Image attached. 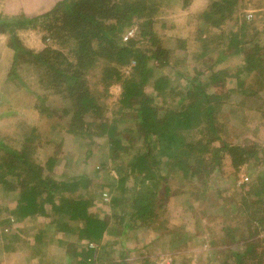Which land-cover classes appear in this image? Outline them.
Returning <instances> with one entry per match:
<instances>
[{"label": "trees", "instance_id": "trees-1", "mask_svg": "<svg viewBox=\"0 0 264 264\" xmlns=\"http://www.w3.org/2000/svg\"><path fill=\"white\" fill-rule=\"evenodd\" d=\"M188 1L181 0L178 8L160 0H55L28 19L32 26L39 24L46 29L59 44L58 48L47 46L37 52L15 48V57L21 51L40 71L38 89L61 102L56 107H35L44 115L59 112V117H67L64 126L56 123L55 127L86 146L85 158H92L94 151L99 156L90 178L85 173L67 176L56 168L59 161L53 157L43 165L31 160V147L26 144L31 141L33 127L28 128L19 149L0 139V151L8 154L0 155V191L6 198L0 214L3 210L8 214L0 218V231L12 218L21 223L39 216L44 220L38 223L45 224L55 215L49 225L63 236L59 240L66 246L69 264H128L127 246L135 239L131 238L133 230H160L162 238L169 234L165 228L167 207L182 211L184 203L185 210L195 216L216 207L209 189L224 160L233 169L255 166L259 170L241 186H246L243 194L226 198L229 202L213 191L221 200L217 211L247 215L256 227L264 223L261 143L247 140L236 144L222 138L230 128L236 131L242 116L249 112L256 126L249 122L240 133L254 135L252 126L257 128L259 139L264 138V23L256 24L264 17V10L247 20L235 14L238 0H212L195 16L198 24L189 40L176 38L166 43L157 38L154 14L173 7L182 10ZM230 20L233 24L228 27L225 24ZM13 24L22 26L25 22L16 20ZM132 27L133 35L123 41V33ZM174 51L172 69L182 67L174 70V79L162 72L153 76L145 68L149 58L163 66L169 64ZM237 57L242 63L235 71L229 65L218 67ZM125 59L134 60V65L132 74L121 78L116 65ZM100 82L104 91L113 83L120 84L118 107L110 114L97 94ZM149 83L151 92L146 88ZM174 95L175 107L159 105L158 100L167 101ZM56 174L65 178L56 180ZM104 194L106 201L102 200ZM226 228L228 232L237 230L231 225ZM238 230V237L231 240L234 244L247 236ZM195 232L193 228L174 231L171 241L180 245L182 240L194 238ZM39 236L35 233L34 239ZM219 242L226 241L221 238ZM236 247L213 251L218 264H264L250 243Z\"/></svg>", "mask_w": 264, "mask_h": 264}, {"label": "rangeland", "instance_id": "rangeland-1", "mask_svg": "<svg viewBox=\"0 0 264 264\" xmlns=\"http://www.w3.org/2000/svg\"><path fill=\"white\" fill-rule=\"evenodd\" d=\"M54 1L0 0V139L9 147L19 149L20 145L24 144L23 137L25 138L30 132V127H33L30 137L31 141L26 144L31 147V151H28L29 154L31 153V160L43 165L49 157H53L59 161L55 165L56 168L61 172L63 169L67 176L85 173V176L90 178L93 176L94 164L98 160L99 152L94 151L92 158H85L86 146L77 144L71 135L64 131L60 132V128L58 126L55 127L56 123L64 126L68 121L67 117H59V112L50 116L39 113L38 108L35 107L36 105L46 104L56 107L57 104L60 106L61 102L56 96H52V93L38 89L37 82H39L40 71L38 69L36 71V68L27 62L25 54L20 51L15 57L17 52L15 48L19 46L32 52L40 51L47 46L59 47V44L52 41L49 32L41 25L32 26L31 23H28L29 18L35 14H41ZM160 1L169 2V4H174L178 8L179 5H182L181 0ZM210 1L212 0H189L186 8L182 10L173 7L172 10L168 9L167 12L155 13L153 29L156 37L160 38V40L165 39L166 43L176 38L189 40L194 35L198 24L195 16L201 14ZM262 5H264V0H238L235 14L238 18L245 16L247 20H251L254 14L264 10ZM16 20L25 22V24L15 26L13 22H16ZM4 22H8L7 26H2ZM263 23L264 17L256 22L258 25ZM231 24L233 22L230 20L225 25L229 27ZM134 31L135 27L128 28L123 33L122 40H128ZM167 46L170 47L169 44ZM174 53L175 51L169 56V64L163 66L156 60L149 58L145 60V68H148L153 76L162 72V74H167V76L169 75L170 78L174 79L176 77L174 70L182 69L181 66H175L172 69L171 58L174 57ZM241 63L239 57L231 58L218 67L229 65L235 71V66ZM132 65H134V60L128 62V59H125L124 63L116 65L119 76L121 78L129 77L132 74ZM96 75L99 77V74ZM90 80L93 81L92 78ZM146 88H148V92H151L150 83ZM119 90L120 84L113 83L107 91H104V87L100 82L97 94L99 100L103 101L107 114H110L113 109L118 107ZM175 100H177L176 95L170 100L167 99V101L158 100V103L160 106L173 108L176 106ZM246 115L242 116L241 119L243 121H241V126L237 127L236 131L235 128H230L223 133L224 125L220 122V129L223 133L222 138H225L227 142L236 144H244L247 140L251 142L254 140L257 143H261V147L264 150V138L259 139L258 134H256L257 128L251 126L254 135L246 134L245 132L240 133V128H244L249 122H254L253 113L249 112ZM253 122L251 124L256 126ZM239 123L237 122L236 124L239 126ZM229 125H232V123L230 122ZM96 144H99V140ZM32 147L34 148L33 150ZM26 148L30 150L28 147ZM94 149L95 146L93 147ZM0 155L8 154H4V151L1 150ZM223 162L221 170L215 171L214 181L209 189L212 191L216 207L210 208L208 211L205 210V217L200 215L201 211H198L199 214L196 216L195 214L191 215L185 210L184 203H181L183 212L172 209L170 206L167 207V226L165 228H169V234H165L164 238H162L160 230H133L131 238L135 237V239H131L129 246H127L129 248L127 252L128 264H218L216 254H213V251H223L228 248L236 250V245L247 244L248 246L249 243L256 253L255 255L260 256L259 258L264 263V223L256 227L254 222L248 221L249 217L247 215L241 216L232 210L227 215H224L217 211L219 206L217 203L222 199L231 200V196L243 194L242 190H245L246 186H241L248 183L252 177L254 178L259 168L247 166V168L233 169L228 160ZM54 178L62 180L65 177L61 178L59 174H56ZM16 184L17 186L21 185L17 181ZM216 190L220 195H224L220 197L221 200L216 195L214 197L213 191ZM17 191L19 192L18 188ZM4 196L3 190L0 191V205L6 207V198ZM237 199V205H240L239 195ZM102 200H108V196L104 194ZM104 211L102 210V213ZM214 213H216V216L209 219L208 216ZM7 215V211L3 210L0 218L3 219ZM9 217L12 218L11 216ZM55 217V215H52L46 220L45 224L38 223L44 220V218L39 216H37V219L22 220L21 223H14L17 219L13 221L12 218L13 222H8L3 227L5 230L0 231V264H69L70 258L66 252V246L65 244L61 245V240H59L63 236L58 233L55 226L49 225V222L55 221ZM27 220L32 221V223ZM228 225L236 227L237 230L228 232L226 230ZM191 228L196 231L194 238L187 241L182 240L180 245L179 242L174 243L175 240L171 241L174 231L185 232V229ZM238 228L244 230L247 236L243 242L240 240L239 244H234L231 240H235L238 237ZM43 230L45 231L44 233H42ZM35 233L41 234L37 241L34 239ZM211 237L214 241L212 244L210 243ZM221 238L226 242H219ZM218 256L220 257L221 255L218 254ZM250 256L252 255L250 254ZM247 264H250V262Z\"/></svg>", "mask_w": 264, "mask_h": 264}]
</instances>
